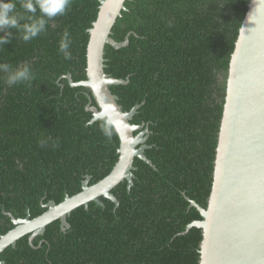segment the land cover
<instances>
[{
	"label": "trees",
	"instance_id": "obj_1",
	"mask_svg": "<svg viewBox=\"0 0 264 264\" xmlns=\"http://www.w3.org/2000/svg\"><path fill=\"white\" fill-rule=\"evenodd\" d=\"M251 0H126L106 45L105 71L128 80L111 85L125 111L140 104L131 122L148 128L145 154L136 157L133 185L112 192L60 219L43 234L28 233L0 253L6 264H201L206 208L224 110L231 55ZM99 0H72L65 15L48 22L30 42L12 30L0 62L27 63L30 83L9 87L0 73V237L13 229L11 215L35 218L46 204L61 203L106 177L119 160L120 137L106 121L91 122L97 106L87 79L89 29ZM17 11L23 9L17 5ZM27 15V14H25ZM70 35V59L59 52ZM51 137L47 147L38 143ZM53 142L56 146L53 147Z\"/></svg>",
	"mask_w": 264,
	"mask_h": 264
},
{
	"label": "water",
	"instance_id": "obj_2",
	"mask_svg": "<svg viewBox=\"0 0 264 264\" xmlns=\"http://www.w3.org/2000/svg\"><path fill=\"white\" fill-rule=\"evenodd\" d=\"M96 20L89 29L87 46V79L72 86L83 85L92 90L97 106L89 105L94 117L106 121L120 137L119 160L112 171L95 184L89 185L90 176L83 182L82 191L67 195L61 203L49 201L41 215L16 218L11 215L13 229L0 237V253L15 246L17 240L31 233L32 240L43 234L49 223L61 220L69 228L68 215L75 208L96 201L101 196L119 204L112 190L122 181L133 185L136 157L152 164L145 154L149 130L138 134L143 125L131 120L140 104L125 111L118 102L111 85L125 84L128 80L115 78L105 71L106 45L115 48L129 43L112 37V28L126 10V0H99ZM202 216L188 225L201 227V264H264V0H251L240 28L235 49L231 55L226 78L224 110L218 135L214 161L213 186L207 207L192 200ZM0 264H6L0 260Z\"/></svg>",
	"mask_w": 264,
	"mask_h": 264
},
{
	"label": "clouds",
	"instance_id": "obj_3",
	"mask_svg": "<svg viewBox=\"0 0 264 264\" xmlns=\"http://www.w3.org/2000/svg\"><path fill=\"white\" fill-rule=\"evenodd\" d=\"M18 4L23 9L22 13L17 11ZM71 4L72 0H0V46L12 42V30L19 32L24 42L32 41L47 30L50 20L65 15ZM69 47L70 35L65 30L59 42V52L65 59H70ZM0 73H4V82L9 87L30 83L34 79L27 63L14 67L0 62ZM51 140V137H46L38 143L41 147H47Z\"/></svg>",
	"mask_w": 264,
	"mask_h": 264
}]
</instances>
